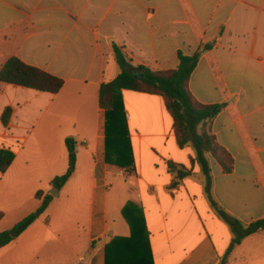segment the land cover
<instances>
[{
	"label": "crops",
	"instance_id": "1",
	"mask_svg": "<svg viewBox=\"0 0 264 264\" xmlns=\"http://www.w3.org/2000/svg\"><path fill=\"white\" fill-rule=\"evenodd\" d=\"M113 44L134 65L160 70L178 68L179 52H201L190 90L201 103L225 104L210 130L234 160L226 173L209 156L211 198L245 224L264 217V0H0V69L17 57L65 81L58 93L0 82V149L16 155L0 172V232L40 206L38 191L52 194L71 137L76 170L47 210L63 209L64 193L74 209L85 197L88 249L83 260L73 252L74 264H105L111 238L131 233L124 209H143L155 264H219L233 233L212 206L195 147L179 146L161 96L123 90L134 170L121 178L106 162L100 87L120 72ZM51 222L38 218L1 248L0 264H32L31 234ZM226 264H264V233L244 239Z\"/></svg>",
	"mask_w": 264,
	"mask_h": 264
},
{
	"label": "trees",
	"instance_id": "2",
	"mask_svg": "<svg viewBox=\"0 0 264 264\" xmlns=\"http://www.w3.org/2000/svg\"><path fill=\"white\" fill-rule=\"evenodd\" d=\"M116 61L120 67L119 74L110 82L100 87V105L105 109L106 162L129 171L134 170V153L128 120L123 99V90L129 89L152 95H159L164 106L173 119V127L179 146L191 144L196 149V161L206 177V189L212 206L218 216L231 228L233 238L219 264H226L230 254L247 237L264 233V217L245 224L231 215L211 198L212 176L209 156L211 155L222 166L224 172L231 173L234 168L232 155L219 144L210 130L211 121L225 108V104H204L196 99L190 90V78L198 65L201 52L193 55L178 53L180 60L176 69L160 70L144 65H134L123 50L113 44ZM0 82L15 84L43 92L58 93L65 81L41 68L28 65L17 57L9 58L0 69ZM11 107H7L2 116L6 125L9 122ZM73 138L66 139L68 151V168L66 172L52 180V185L62 188L76 170L77 151ZM16 155L8 149H0V172L5 173ZM171 169L177 170L175 164ZM190 171L178 169L179 177L188 176ZM40 206L20 220L11 229L0 232V249L10 244L15 237L25 232L48 208L53 195L44 196L38 191ZM131 233L129 236H114L106 244L105 264H155L146 227L143 209H124ZM4 212L0 210V221ZM16 236L13 237L12 233ZM95 241L92 245H95Z\"/></svg>",
	"mask_w": 264,
	"mask_h": 264
},
{
	"label": "rangeland",
	"instance_id": "3",
	"mask_svg": "<svg viewBox=\"0 0 264 264\" xmlns=\"http://www.w3.org/2000/svg\"><path fill=\"white\" fill-rule=\"evenodd\" d=\"M120 171L121 169L118 168V176L127 179V176L121 175ZM72 186L73 183L66 190L71 191ZM83 198L77 202L79 207L74 209L75 199L73 200L72 197H68L67 193H64L59 199L64 202L63 209H49L39 217V222H52L47 229L39 228L36 230L37 233L32 232L31 234L34 241L32 264H74L76 257L73 256V252L77 248L81 251V260L85 258L88 249L86 226L89 209H86V199ZM49 214H53L50 221H48ZM77 222L80 223L78 228Z\"/></svg>",
	"mask_w": 264,
	"mask_h": 264
},
{
	"label": "water",
	"instance_id": "4",
	"mask_svg": "<svg viewBox=\"0 0 264 264\" xmlns=\"http://www.w3.org/2000/svg\"><path fill=\"white\" fill-rule=\"evenodd\" d=\"M52 194H55V195H58L59 194V189L58 188H54L52 191H51ZM12 236L15 237L16 236V233L13 232L12 233Z\"/></svg>",
	"mask_w": 264,
	"mask_h": 264
},
{
	"label": "built area",
	"instance_id": "5",
	"mask_svg": "<svg viewBox=\"0 0 264 264\" xmlns=\"http://www.w3.org/2000/svg\"><path fill=\"white\" fill-rule=\"evenodd\" d=\"M120 174L123 176H128L130 174V171L126 169H121Z\"/></svg>",
	"mask_w": 264,
	"mask_h": 264
}]
</instances>
